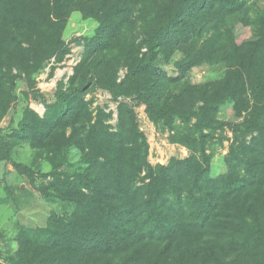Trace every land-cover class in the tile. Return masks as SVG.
I'll list each match as a JSON object with an SVG mask.
<instances>
[{
    "label": "trees",
    "instance_id": "1",
    "mask_svg": "<svg viewBox=\"0 0 264 264\" xmlns=\"http://www.w3.org/2000/svg\"><path fill=\"white\" fill-rule=\"evenodd\" d=\"M74 11L95 27L46 97L36 79L69 53ZM176 53L169 75L158 63ZM215 64L222 77L191 82L194 67ZM95 93L116 106L114 127ZM20 94L45 111L26 103L0 126V161L21 143L45 152L46 172L12 165L49 178L40 194L71 211L21 226L0 264H264V0H0V122ZM141 114L178 154L152 160ZM225 140L214 175L212 145ZM72 147L80 165L63 169Z\"/></svg>",
    "mask_w": 264,
    "mask_h": 264
},
{
    "label": "rangeland",
    "instance_id": "2",
    "mask_svg": "<svg viewBox=\"0 0 264 264\" xmlns=\"http://www.w3.org/2000/svg\"><path fill=\"white\" fill-rule=\"evenodd\" d=\"M95 22L83 19L80 12L74 11L71 13L68 24L64 32V39L69 42L70 51L65 59L58 64L53 70V74L49 75L51 63H48L46 68L37 77L36 86L46 97H49L55 84L58 80H67L73 72V66L80 60L83 51L82 41H77L76 38L87 35L93 31ZM248 32L238 36V40L245 38ZM181 58L180 53L173 56L170 63L159 62L161 67L169 75L177 73L173 65V61ZM225 67L223 64L201 65L194 67L190 72V80L194 83H201L208 80H214L223 76ZM125 74V69H120L119 79ZM26 90V84L20 80L17 85L18 93ZM96 101L94 104H108L107 110L112 111V116L109 123L114 127L117 123V110L114 104L108 102L106 94L95 93ZM87 99L91 97L88 94ZM34 109L40 116L43 115L45 107L38 100L30 98L25 102L22 95L12 104L4 118L0 122V126L6 127L10 120L19 117L22 107L25 104ZM224 112L221 113V116ZM226 116L231 118L230 110L226 111ZM140 125L147 135L150 145V157L154 162L166 161L169 156L178 154L180 146L172 144L168 141V132L163 131L160 127L153 125L145 115H140ZM231 136L230 133H228ZM216 148V153L212 162V174L218 175L225 171L223 164V155L227 151L228 141H223V145L213 144ZM79 151L72 147L65 154V161L62 168L66 169L78 167ZM11 159L21 161L29 165L35 172L40 173L50 170L51 165L46 158V153L40 150L31 148L27 143L16 145L11 151ZM12 160L0 161V198L6 199V203L0 204V260L7 258L13 254L16 249L14 236L21 226L35 227L43 225L50 211H55L59 214H65L71 211V205L59 199L49 200L40 194L38 185L41 182L46 183L47 179H43L34 174L33 181L26 174L19 173L12 165ZM144 174V173H142Z\"/></svg>",
    "mask_w": 264,
    "mask_h": 264
}]
</instances>
